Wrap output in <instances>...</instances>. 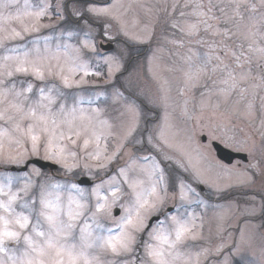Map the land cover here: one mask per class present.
Listing matches in <instances>:
<instances>
[{
    "label": "snow or ice",
    "instance_id": "6c2138e0",
    "mask_svg": "<svg viewBox=\"0 0 264 264\" xmlns=\"http://www.w3.org/2000/svg\"><path fill=\"white\" fill-rule=\"evenodd\" d=\"M15 3L16 0H0V49H3L0 121L8 125L0 127V163L20 164L28 156H39L43 150V158L59 165L65 173L76 175V170H82L80 175L87 177L82 183L91 186L53 182L49 177L39 185L38 196L24 199L19 192L27 196L31 180L23 189L13 192L9 178L7 186H0V264H204L210 255L208 249L194 254L185 250L191 247L189 242L202 238L196 217L188 211V206L204 202L194 199L199 193L191 183L186 179L177 183V178L166 171L165 165L172 159L161 147L167 143V116L158 133L154 134L147 126L140 128L146 111L159 106L167 108L166 88L161 85L160 95L156 97L134 89L130 80L115 89L112 95L121 120L119 133L114 131L115 125L100 118L99 108H84L82 96H74L72 106L68 107L60 102L66 96L62 89L78 88L87 83L85 77L100 73L90 71L78 48L65 45L61 51L58 46L53 52L47 46V37L43 47L39 39L26 40L28 34L47 27L41 20L49 14V5L45 3L32 11L25 0L24 11L17 8L14 15L10 12L5 15V10ZM232 3L241 19L242 9L256 11L255 4L249 6L246 0H232ZM203 7L196 6L193 15L198 19L188 26V35L198 32L200 25L205 31L211 30L213 25L209 20L219 21L212 15L217 5L210 3L206 11L200 10ZM88 11L97 15L107 13V9L94 7ZM219 11L224 13L223 8ZM76 14L80 15L78 11ZM25 19L30 23H25ZM11 21H18L20 29L11 26ZM224 35L228 36L229 30ZM17 41L22 43L8 46ZM84 47L96 51L88 40ZM255 50L264 54V47ZM249 51H253L251 44ZM232 55L239 65L243 53ZM189 61L190 71L186 75L191 80L197 72L206 69L208 61L204 57H198V63H192L191 57ZM105 62L111 80L123 65L118 56L107 57ZM16 76L25 79L17 83ZM50 78L58 80L59 85H49ZM228 79L235 87L231 71ZM34 81L42 86L38 87ZM87 103L91 105L93 101L89 99ZM117 137L110 150V138ZM130 145H139L135 151L143 154L127 152L124 166L110 172V165ZM35 174L40 175L39 170ZM169 201L173 202L172 208L168 207ZM143 233L147 234L146 239ZM230 264H257V261L237 244Z\"/></svg>",
    "mask_w": 264,
    "mask_h": 264
},
{
    "label": "rangeland",
    "instance_id": "374dc122",
    "mask_svg": "<svg viewBox=\"0 0 264 264\" xmlns=\"http://www.w3.org/2000/svg\"><path fill=\"white\" fill-rule=\"evenodd\" d=\"M77 1L68 0V4L64 5L72 20L62 22L65 19V0H28L29 10L32 11L47 3L49 14L41 20V24L47 27L28 34L26 40L39 39V45L43 47L44 38L47 37V46L53 52L58 46L61 51L65 45L70 49L78 48L81 58L88 62L90 71L100 73L85 77L87 83L78 88L62 89L66 96L60 102L71 107L73 97L82 96L85 101L82 106L86 109L99 108L100 118L115 125L114 131L119 133L121 120L118 119V104L114 101L113 91L130 80L134 89L156 97L160 95L163 85L169 97L167 108L159 106L146 111L140 128L143 130L147 126L154 134L158 133L159 126L165 124L167 116V143L161 147L172 158L168 165H175L183 173L182 176H187L197 186L202 185V194L212 199L206 202L198 196L194 199L204 203L193 202L188 206V211L196 217L195 223L202 238L189 242L191 247L185 250L194 254L208 249L210 255L204 264H230L239 244L243 252L254 256L257 264H261L264 261V54L255 49L264 47V4L261 0H246L249 6L255 4L256 11L242 9L241 19L234 12L232 0H111L107 5ZM210 3L218 6L213 8L212 15L218 17L219 21L209 20L213 25L211 30L205 31L204 26L200 25L198 32L188 35V26L198 19L193 15L196 6L203 5L200 10L206 11ZM90 7L107 9V13H91L88 11ZM17 8L24 11L25 0H16L15 5L5 10V15L9 12L14 15ZM219 8L224 9L223 14ZM77 11L80 15L76 14ZM79 16L83 18L77 20ZM228 17L232 20H227ZM25 23L30 21L25 19ZM10 24L20 29L18 21H11ZM225 30H229L228 36L224 35ZM99 36L104 41L113 42L110 51L98 53ZM86 40L95 45V52L84 47ZM14 43L22 42H11L8 46ZM250 44L253 51H249ZM136 45L145 46L143 54L134 52ZM233 52L236 55L243 53L239 65ZM2 54L3 49H0ZM110 56L120 58L122 69L126 65L120 82H115L117 73L109 80L105 59ZM189 57L192 63H198V57L208 61L206 69L197 72L191 80L186 75L190 71ZM229 71L235 77V87H232L233 81L228 79ZM14 79L19 83L25 78L16 76ZM225 80H228L227 84ZM34 83L42 86L39 81ZM47 83L59 85V81L52 78ZM89 99L93 101L91 105L87 103ZM146 119L153 121L145 124ZM0 127L8 125L0 121ZM201 135L206 137L204 143L200 141ZM117 139L110 138V150ZM211 141L246 153L248 161H234L231 165L219 162L214 156ZM137 147L140 146L130 145L120 155L119 161L113 162L118 163L116 168L128 161L127 152L132 151L137 156L143 154L135 151ZM30 158L45 160L43 150L39 156H28L26 160ZM25 161L20 164L0 163V186H7L11 178V191L18 192L31 180L32 187L27 196L19 192L24 199H31L38 196L39 185L49 177L53 182L66 183L48 172L39 171L40 175H36L35 170L38 169L32 165L21 173L8 170L10 166H22ZM57 166V175H72V178L82 176V170H76V175H73ZM179 179L183 178L177 177V183ZM235 192L230 201H215ZM172 203L169 201L168 207H172ZM17 210H20L19 205ZM141 235L147 238L146 233ZM217 249H220L219 253Z\"/></svg>",
    "mask_w": 264,
    "mask_h": 264
},
{
    "label": "water",
    "instance_id": "95a60500",
    "mask_svg": "<svg viewBox=\"0 0 264 264\" xmlns=\"http://www.w3.org/2000/svg\"><path fill=\"white\" fill-rule=\"evenodd\" d=\"M100 47L103 50H109V49H111L112 46L110 44H106V45H100ZM200 139L203 142L206 140L205 136H201ZM211 146H212L213 150L215 151L216 157L226 164H231L234 159H238V160H241L243 162L247 161L246 154L241 153V152L231 151V150L223 147L221 144H219L216 141H213L211 143ZM28 164H34L41 169H49L51 171L56 169V165L53 163L45 162V161H42L39 159H32V160L27 161L25 166L22 167L20 170H25ZM11 170H14V168L12 167ZM86 180H87V178H80L78 180V183L81 185H89L90 183H82V181H86ZM200 189H202V187H200Z\"/></svg>",
    "mask_w": 264,
    "mask_h": 264
},
{
    "label": "trees",
    "instance_id": "16d2710c",
    "mask_svg": "<svg viewBox=\"0 0 264 264\" xmlns=\"http://www.w3.org/2000/svg\"><path fill=\"white\" fill-rule=\"evenodd\" d=\"M67 14L69 15V13L67 12ZM67 20H69L70 15L69 17H66ZM168 165V163H166ZM170 164V163H169ZM166 171L171 173V175L174 177V178H177V177H182L183 179H186L187 182H190L192 185H194L191 180L187 177V176H182L183 173H181L176 167L175 165L173 164H170L168 166H166ZM236 192L235 193H232V194H228V195H225V196H221V199H229L231 198L232 196H235Z\"/></svg>",
    "mask_w": 264,
    "mask_h": 264
}]
</instances>
